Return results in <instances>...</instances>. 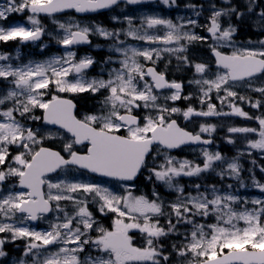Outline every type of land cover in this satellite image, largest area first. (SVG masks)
Returning a JSON list of instances; mask_svg holds the SVG:
<instances>
[{
	"label": "snow or ice",
	"instance_id": "snow-or-ice-1",
	"mask_svg": "<svg viewBox=\"0 0 264 264\" xmlns=\"http://www.w3.org/2000/svg\"><path fill=\"white\" fill-rule=\"evenodd\" d=\"M148 2L0 3V44H33L43 53L47 37L63 50L27 63L19 49L15 57L0 51V264H173V257L177 264H264V196L240 192L251 187L264 194L256 175V169L264 174L258 163L264 160V0L209 3L203 22L205 6L195 3L185 5L192 16L175 20L112 15L121 27L111 29L57 19ZM156 2L179 7L177 0ZM25 13L24 22L6 23ZM245 26L261 38L239 42ZM93 37L106 42L102 59L79 51L105 47ZM196 47L210 59L194 55ZM172 72H191L187 85L195 91L185 94V82L170 79ZM85 94L94 103L80 114L76 97ZM194 98L199 107L177 106ZM177 117L204 122L193 131ZM213 117L249 122L226 129V144L243 141L235 156L210 150L218 129L207 122ZM57 137L59 150L46 146ZM186 148L198 158L174 154ZM243 157L252 167L244 168ZM213 174L218 180L209 182ZM141 178L149 190L138 193ZM8 245L20 254L12 256Z\"/></svg>",
	"mask_w": 264,
	"mask_h": 264
},
{
	"label": "rangeland",
	"instance_id": "rangeland-1",
	"mask_svg": "<svg viewBox=\"0 0 264 264\" xmlns=\"http://www.w3.org/2000/svg\"><path fill=\"white\" fill-rule=\"evenodd\" d=\"M3 2V0H0V3H2ZM209 3H212V2H209ZM208 3V4H209ZM161 6V5H160ZM163 6V5H162ZM163 7H165V6H163ZM206 8H205V10H204V12H207V13H209L210 14V12L208 11V6H205ZM166 9H171V8H167V7H165ZM158 11V10H157ZM176 11H178V10H176ZM175 11V12H176ZM174 12V13H175ZM204 12H203V14H204ZM122 13H124V14H128V15H133V16H136V17H139L140 15H142V14H157V15H161V16H164V15H162V13H159V12H147V11H145V10H142V9H138V10H136V11H132V10H128V9H126V10H123L122 11ZM203 14H202V18H203V20H204V17L205 16H203ZM26 13L24 14V15H20V16H23L24 17V20L23 21H25V17H26ZM179 16H186L185 14H183V13H175V15L173 16L174 17V20L177 18V17H179ZM70 17H72V16H57V19H59L61 22H64L65 20H67V19H69ZM76 19H78V20H80L79 18H77V17H75ZM49 20V22L52 24V22H51V18H49L48 19ZM82 21V20H81ZM83 23H89L88 21H86V20H83L82 21ZM53 25V24H52ZM54 26V25H53ZM55 28V26L52 28V29H54ZM51 29V30H52ZM103 39V38H102ZM23 48L21 49L20 47H18L17 49H19V53H20V62H23V63H27V61L28 60H33L34 58H27V59H21V58H23V56H24V51L26 50V48H24V46H22ZM27 47V46H26ZM197 49H198V47H196ZM17 49H14L11 53V55L13 56V57H15L16 56V52H17ZM30 49V48H29ZM28 49V50H29ZM60 51L59 52H61V51H63L62 49H59ZM0 51H3V50H1L0 49ZM55 54H57V52L56 53H54V54H52V55H55ZM201 57V56H200ZM40 59V58H39ZM44 59V58H43ZM162 67V66H161ZM241 94H245L243 91H241ZM86 96H87V94H85ZM92 102V101H91ZM179 102H182V104H184L186 101H183V100H181V101H179ZM92 105H93V103H91L90 104V107H92ZM88 106H89V104H88ZM177 106H179L178 105V102H177ZM179 117H177V119H178ZM198 122H204V121H193L192 123H189L188 124V128L189 127H194V128H197L198 129ZM209 123V122H208ZM220 125H222L221 123H219V126ZM37 127L39 126L38 124L36 125ZM45 130H50V131H52V132H56V131H58V130H54V129H50V128H46ZM215 139H217V140H223L224 139V137H217V138H215ZM53 141L56 143V144H58V145H61V147H62V143H63V141L59 138V137H57V138H55V139H53ZM225 142V141H224ZM229 145V144H228ZM229 146H232V147H236V149L237 148H241V147H243V141H242V139H240V138H237V143H236V145H229ZM215 150H217V149H214L213 151H215ZM262 175V178H258V179H262V180H264V174H261ZM243 176H244V179H245V182L246 183H250V180H249V178H248V173H247V171H245L244 173H243ZM213 177H214V174H213ZM142 182H141V187H140V190H138L137 192L139 193V192H144V187H147V184H146V181H144L143 180V178H141L140 179ZM228 182H231V183H235L234 181H227V183ZM110 184V186L111 187H113L114 189H117V190H119L118 189V184L117 183H114V182H110L109 183ZM149 189H148V187H147V189H146V191H148ZM145 191V192H146ZM240 192L241 193H243L245 196H247L248 198H253V197H261V196H264V194H262V193H260L257 189H254V188H251V187H249V188H247V189H240ZM166 198H168V197H166ZM103 223L107 226L109 223H110V220H104L103 221ZM39 226L41 227V228H44V227H46V224L45 223H43V222H41L40 224H39ZM137 242L139 243L140 242V238H139V236H137ZM19 244H20V246L21 247H23V244H22V242H18ZM165 243H168L167 241L165 242ZM8 246H14V245H8ZM8 250H9V252L11 253V255L12 256H16V255H18V254H20L19 253V251H17L16 249H15V246L14 247H10V248H8ZM173 264H177V258L176 257H173Z\"/></svg>",
	"mask_w": 264,
	"mask_h": 264
},
{
	"label": "trees",
	"instance_id": "trees-1",
	"mask_svg": "<svg viewBox=\"0 0 264 264\" xmlns=\"http://www.w3.org/2000/svg\"><path fill=\"white\" fill-rule=\"evenodd\" d=\"M248 28L247 27H244L243 29H242V31L241 32H244L245 30H247ZM251 33V32H250ZM78 106H79V108L81 107H84V106H86V105H88L89 104V107H90V104L92 103L91 102V100H90V98H88L87 96H85V95H83V96H80L79 98H78ZM144 190H146L147 189V187H144L143 188Z\"/></svg>",
	"mask_w": 264,
	"mask_h": 264
},
{
	"label": "bare ground",
	"instance_id": "bare-ground-1",
	"mask_svg": "<svg viewBox=\"0 0 264 264\" xmlns=\"http://www.w3.org/2000/svg\"><path fill=\"white\" fill-rule=\"evenodd\" d=\"M247 27L248 29L245 30L243 32V34L247 35L250 39H254L256 37H260L261 38V34L258 33L254 28L250 27V26H245ZM251 32V33H250Z\"/></svg>",
	"mask_w": 264,
	"mask_h": 264
}]
</instances>
